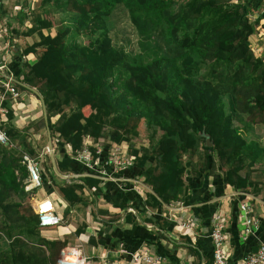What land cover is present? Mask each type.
<instances>
[{
  "label": "trees",
  "instance_id": "1",
  "mask_svg": "<svg viewBox=\"0 0 264 264\" xmlns=\"http://www.w3.org/2000/svg\"><path fill=\"white\" fill-rule=\"evenodd\" d=\"M7 1L12 3L1 11V20L10 40L31 38L23 47L15 44L12 68L21 76L17 79L36 87L44 98L54 152L60 148L62 154L56 161L61 173L74 171L73 158L85 146L97 157L96 147L105 139L103 154L113 142L126 145L131 169H138L150 188L142 203L151 210L177 201L192 204L190 180L201 183L204 173L216 168L224 184L261 194L264 200V58L251 47L256 22L244 3ZM148 52L151 57L145 60ZM6 111L10 121L12 113ZM40 115L34 129L45 128ZM143 124L147 141L139 145ZM0 126L11 144L0 143V264H56L67 239L42 234L45 228L31 206L35 189L25 190L28 172L22 153L38 151L28 140L30 127ZM207 137L211 146L205 144ZM47 176H42V186L46 195L57 193L66 202L64 217L73 207L94 212L102 193L100 177L89 174L67 182L54 174L50 161ZM115 206L125 209L128 203ZM98 213L108 214L103 209ZM124 222L132 229L138 225L130 212ZM159 224L163 229L168 221ZM85 228L78 226L75 234ZM89 241L97 242L94 236ZM98 242L105 243L101 238Z\"/></svg>",
  "mask_w": 264,
  "mask_h": 264
},
{
  "label": "crops",
  "instance_id": "2",
  "mask_svg": "<svg viewBox=\"0 0 264 264\" xmlns=\"http://www.w3.org/2000/svg\"><path fill=\"white\" fill-rule=\"evenodd\" d=\"M239 1L251 10L250 17L256 22L255 32L250 36L251 47L256 55L264 58V0ZM11 3L7 0L0 3V65H4L0 70V79L7 78L5 77L7 75L9 80L15 79L31 86L17 79L20 76H17L18 70L16 67L12 68V64L16 62L17 58L14 52L16 39L10 40V36L6 37L8 33L7 35L6 32L4 35L1 33V31H6L1 20V11L3 12V8L9 7ZM18 91V97L10 98L7 105L4 106L12 113L13 118L9 121L4 115L6 111L1 114L2 120L18 129L30 127L28 140L37 150L43 149L44 147H39L40 144H38L41 142L40 129L33 128L42 112L40 100L30 90L21 91L18 89ZM1 104L3 105V101ZM261 114L264 118V110ZM121 146L125 149L124 144ZM59 150L55 152L58 159L62 157ZM64 150L69 153L67 148ZM38 151L40 152V150ZM105 157L106 151L104 154L101 153L93 171L87 169L83 162L74 157V171L68 173L69 180H78L91 173L100 176L102 193L94 201V212L82 211L83 209L79 207H73L64 217V210L59 211L57 205L60 207L62 204L66 208V202L57 193H51L49 196L53 202L54 200L56 202L54 205L62 217V223L42 231V234L48 238H66L67 245L78 248L87 257V264H145L136 263L131 258L133 252L145 248L151 253L164 257L165 261L162 264H205L206 261L208 264H213L210 228L213 215L217 212H220L225 220L227 264H240L248 254L264 242V200L262 195L254 196L242 189H235L229 184H224L219 169L216 168L212 174L204 173L201 183L198 182V179L190 180L192 189L195 191L192 204L187 206L177 201L151 210L149 207L143 206L142 203L145 192L150 188L143 182L139 170L135 167L131 169L132 166L125 169H114L105 163ZM42 176L47 178V171ZM58 178L61 179V177ZM83 191L85 194H90L86 187ZM119 201H127L128 206L125 209L116 207L115 203ZM243 202L250 205V215L259 220L256 228L245 236L241 233L242 217L239 209V205ZM31 206L34 210L33 201ZM192 206L197 207L198 216L201 217L195 216ZM98 209L106 210L108 214H99ZM127 212L133 214L134 219L138 222L134 229L129 223L124 222ZM192 217L196 218L193 229L191 231L182 229L181 223ZM162 219L168 221V225L163 229L159 224ZM83 224H86L84 233L76 235L75 229ZM101 230H103V235L98 234ZM90 236H94L97 241L95 244L89 241ZM99 238L103 239L105 243L98 242Z\"/></svg>",
  "mask_w": 264,
  "mask_h": 264
},
{
  "label": "built area",
  "instance_id": "3",
  "mask_svg": "<svg viewBox=\"0 0 264 264\" xmlns=\"http://www.w3.org/2000/svg\"><path fill=\"white\" fill-rule=\"evenodd\" d=\"M23 56L24 60L33 61L34 58ZM1 68L4 65H0ZM9 93L12 99H15L19 95V91L11 84V80L8 78L0 79V104ZM6 112L5 108L0 107V125L3 123L1 114ZM0 143L11 146L9 138L6 132L0 126ZM125 149L122 148L121 144L113 142L106 150V157L104 161L106 164L111 165L114 169H125L132 165V158L127 155L126 145ZM45 151H38L36 155H31L27 152L22 153V161L26 165L28 172V181L25 185V190L31 191L40 187L43 183V173L45 169L43 162L45 161ZM98 156L93 158L92 152L88 147H84L75 158L85 164L87 169L93 171L95 166L98 164L102 148L96 147ZM97 177H100L96 173H91ZM34 203V212L38 216V224L42 228L52 227L62 223V217L57 212L54 202L49 195H46L42 199H35L31 197ZM250 205L247 202H243L239 205L242 217L241 233L243 236L250 234L258 224L259 220L257 217L250 215ZM194 224H196V218L192 217L187 221L181 223V228L184 230H192ZM210 238L213 245V264H226L225 258V220L220 212L213 215L212 225L210 228ZM131 258L136 263L145 264H162L165 259L161 255L151 253L148 249H141L133 252ZM56 264H87V257H85L81 251L71 245H66L60 249ZM240 264H264V242H262L258 249L247 255Z\"/></svg>",
  "mask_w": 264,
  "mask_h": 264
},
{
  "label": "rangeland",
  "instance_id": "4",
  "mask_svg": "<svg viewBox=\"0 0 264 264\" xmlns=\"http://www.w3.org/2000/svg\"><path fill=\"white\" fill-rule=\"evenodd\" d=\"M18 7L19 6H16V7H14V9L13 10H18ZM13 8V7H12ZM55 16V17H54ZM53 17H54V19L56 18L57 19V16L58 15H54ZM120 26L122 27V24H120ZM6 32V35H7V31H1V33L4 35V33ZM10 35H9V33H8V35L6 36L7 38L9 37ZM19 40V41H18ZM16 39V41L17 42H15L14 44H16V45H19L20 47H23L27 42H30L31 41V38L30 37H27V38H25V37H23V38H19V39ZM135 42H133L134 43V47L136 46V40H134ZM124 42H126V39H124ZM149 54H144V59L145 60H149L150 59V52H148ZM30 57V59H32L31 57H33V56H29ZM2 68L0 67V70H1ZM1 117H2V115H1ZM46 131H45V128H40V134H41V142L39 143L38 142V144H40L39 145V147H44L43 149H38V150H40V151H45L46 150V143H47V137H46ZM147 135H148V130H147V128H146V126L143 124L141 127H140V136L138 137V139L136 140V143L137 144H141V143H146V141H147ZM101 142H100V144L101 145H99L98 147L99 148H102V145L105 143V139H102V140H100ZM86 143H87V145H88V143H90V140L89 139H87L86 140ZM112 144V143H111ZM110 144V145H111ZM110 145L108 146V148L110 147ZM55 147V143H53V148ZM54 154H56L55 152H54ZM45 161L43 162V166H44V169H45V171H47L48 170V161H50V159H48L49 157H48V153H46L45 152ZM55 157H56V155H55ZM51 163V162H50ZM53 171V170H52ZM54 172V171H53ZM55 174V173H54ZM62 179V178H61ZM34 192H35V199H42L43 197H45V194H47L46 193V191H45V188L41 185L40 187H38V188H36L35 190H34ZM45 193V194H44ZM53 200V199H52ZM54 203H55V205H56V202H55V200H54ZM57 209H59V211L60 210H64L65 209V207H63V205L61 204L60 205V207L57 205Z\"/></svg>",
  "mask_w": 264,
  "mask_h": 264
},
{
  "label": "water",
  "instance_id": "5",
  "mask_svg": "<svg viewBox=\"0 0 264 264\" xmlns=\"http://www.w3.org/2000/svg\"><path fill=\"white\" fill-rule=\"evenodd\" d=\"M5 77L8 78L7 75H5ZM11 80L13 82H16L17 84L21 85L22 87L30 90L39 98L40 104H41V109H42V116H43V120H44V124H45L46 137H47L46 150H47L50 162H51L52 170L54 171L55 175H57L58 177H61L62 179L66 180L67 182H70L71 180H69V175L61 173L57 168V163H56L57 158L55 157V154H54L53 141H52L49 125H48L47 109H46V104H45L43 96L41 95V93L36 88L28 86V85H26L20 81H17L15 79H11ZM205 144L207 146L212 145V142L210 141L209 137L206 138ZM61 158L62 157H60L59 159H61Z\"/></svg>",
  "mask_w": 264,
  "mask_h": 264
}]
</instances>
